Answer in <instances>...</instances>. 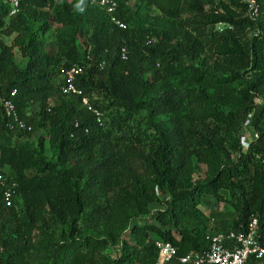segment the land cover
Masks as SVG:
<instances>
[{
    "label": "trees",
    "instance_id": "1",
    "mask_svg": "<svg viewBox=\"0 0 264 264\" xmlns=\"http://www.w3.org/2000/svg\"><path fill=\"white\" fill-rule=\"evenodd\" d=\"M117 1L125 29L87 0H76L73 12V4L20 0L12 16L9 3L0 0V33L23 36L16 45L26 58L18 66L12 46L0 41V95L15 89L17 112L32 126L7 131L0 107V166L9 165L18 184L10 206L0 200V215L14 219L10 228L0 224V262L11 264L29 249L45 210L55 218L94 221L109 215L102 200L159 201L164 209L156 218L166 227H130L119 255L110 257L82 235L81 224H64L45 264H156L159 241L172 243L182 256L207 249V233L245 231L251 219L264 246V0H257V17L249 15L244 0H229L235 10L226 13L207 7L209 1H195L160 6L159 15L150 13L155 0H140L134 10ZM52 22L60 28L50 53L45 44ZM217 23L224 26L214 27ZM202 53L229 74L195 63ZM72 64L82 66L74 80L79 94L61 89L59 67ZM84 97L100 113V123ZM34 102L39 110L27 115ZM141 112L156 123L143 127L136 121ZM250 115L256 137L243 150L240 129ZM42 127L53 160L43 154V137L37 144L29 141ZM21 136L29 142H12ZM214 147L221 149V168L182 184L189 151ZM204 194L229 208L206 215L199 207Z\"/></svg>",
    "mask_w": 264,
    "mask_h": 264
},
{
    "label": "rangeland",
    "instance_id": "2",
    "mask_svg": "<svg viewBox=\"0 0 264 264\" xmlns=\"http://www.w3.org/2000/svg\"><path fill=\"white\" fill-rule=\"evenodd\" d=\"M53 4H73L71 7V11L76 7V0H52ZM124 5L126 4L128 8L134 10L140 0H121ZM207 2V7L209 6H218L220 10L224 13L228 11H234L235 7L232 6L229 0H155L150 4V13L159 15L162 14V10L160 6L163 7H174L183 3L188 2ZM53 24V22L51 23ZM264 26V23L262 24ZM224 24L217 23L214 27L222 28ZM60 28V24H53L51 30L47 32V42L45 44V48L50 53H53L56 49V41H55V33ZM212 27L210 26L208 30ZM23 40V36L17 35L14 32H6L3 31L0 33V41L5 45L12 46L11 51L14 55L15 63L18 66H23L26 62V58H24L19 52L17 45L20 41ZM83 37L80 36L79 42H82ZM17 42V43H15ZM80 44V43H79ZM83 45L79 46L78 49L80 51L83 50ZM195 63L200 64V66L217 73L219 75L229 74V70L227 67L221 65L219 61H215L210 58L207 54L202 53L198 59H196ZM196 103L194 102V106ZM203 105V104H202ZM40 105L38 103H33L29 107V111L33 114L34 112L39 110ZM203 107V106H202ZM195 115V114H194ZM206 116V113L204 112ZM212 115V114H211ZM250 117L244 122L243 126L240 129L241 136V145L243 150H245L248 146V143L253 140L256 135L250 127ZM194 119H198L195 115ZM210 118V117H209ZM208 118V119H209ZM136 121L141 122L143 127L149 128V125L156 123L157 120L152 121L149 119V116L145 112H141L137 117ZM207 122H211L209 119ZM151 132L152 129H150ZM47 129L39 128L32 133L29 141L33 144H37L40 137H43V154L46 158L53 160L54 154L52 149L49 148L47 143ZM25 139L14 138V144L26 143L29 142ZM215 144L218 143L217 139L214 141ZM223 155L221 153V149L219 147L210 148V150L201 149H192L185 156V167L184 170L180 172V180L182 184L194 183L198 179L202 180L212 176L216 173L222 165ZM11 171V169H10ZM154 190L157 192L158 188L154 186ZM111 193L108 194L109 198L111 197ZM106 204L107 210H109V215L99 217H103V219L94 217V221H90L89 219H75L72 215H67L60 219V216H50L47 214H52L50 210H45L44 218L42 215L35 223V227L33 228L32 236L30 239V243L28 245V250H24L22 252V256L15 258L11 264H45L47 260V252L49 248L53 244L54 239H58V233L65 226L69 224H73L78 228L79 224L83 226L82 235L89 239L95 246H100L102 252L108 254L110 257H117L119 255V248L121 246L122 240L130 238L127 234L128 230L132 226H140L142 224H157L162 227H166L157 220L156 215L158 212L164 209V206L159 201L147 202L144 204L142 201H112L109 200L104 201ZM201 210L208 215L211 211H225L229 207L227 204L219 202L214 197L209 194H204L201 196V204L199 205ZM93 218V217H92ZM0 224H3L4 228H10L14 225L13 217L5 218L4 215H0ZM107 240H111L112 244L108 243ZM1 264H8L6 261L0 262ZM247 264H264V258L261 260H252Z\"/></svg>",
    "mask_w": 264,
    "mask_h": 264
},
{
    "label": "built area",
    "instance_id": "3",
    "mask_svg": "<svg viewBox=\"0 0 264 264\" xmlns=\"http://www.w3.org/2000/svg\"><path fill=\"white\" fill-rule=\"evenodd\" d=\"M9 3V16L15 15L19 10L20 0H4ZM89 4L103 9L109 16L110 21L121 29H125L127 24L117 15V0H87ZM248 7V13L252 17H257L259 4L257 0H244ZM121 57L126 59V48L121 47ZM60 74L64 78L61 89L64 93H76L78 90L74 85L76 75L82 72V66L72 64L69 67L61 65ZM16 90L13 89L9 96L0 95V107L4 119V127L9 132L31 131L32 126L20 118L13 96ZM82 102L95 115L96 121L101 122L100 113L92 108L87 98H82ZM27 115H32L31 111ZM23 139V137H19ZM18 184L14 179L10 167L7 164L0 166V200L5 206H10L15 197ZM208 247L202 251L191 250L185 255L177 256L175 246L170 242H157V262L156 264H245L248 259L260 260L264 256V246L257 239L256 219H251L245 231H213L206 234Z\"/></svg>",
    "mask_w": 264,
    "mask_h": 264
}]
</instances>
